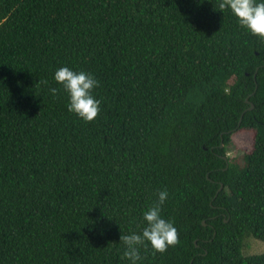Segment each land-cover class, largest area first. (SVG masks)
Returning <instances> with one entry per match:
<instances>
[{"label": "trees", "instance_id": "trees-1", "mask_svg": "<svg viewBox=\"0 0 264 264\" xmlns=\"http://www.w3.org/2000/svg\"><path fill=\"white\" fill-rule=\"evenodd\" d=\"M218 5L0 0V264H128L165 189L179 242L142 264H264L243 252L264 241V39ZM62 66L100 81L91 122Z\"/></svg>", "mask_w": 264, "mask_h": 264}, {"label": "clouds", "instance_id": "clouds-1", "mask_svg": "<svg viewBox=\"0 0 264 264\" xmlns=\"http://www.w3.org/2000/svg\"><path fill=\"white\" fill-rule=\"evenodd\" d=\"M218 9L222 12L228 10L242 28L264 39V0H219ZM53 79L67 94L69 112L85 122L97 117L101 101L93 93L100 81L92 73L62 66L55 70ZM49 91L56 95L58 89L50 88ZM168 196L166 189L159 191L153 204L143 212V227L139 231L121 235L122 258L128 264H142L141 252L145 247H150L154 253L163 254L179 242L174 222L162 215V206Z\"/></svg>", "mask_w": 264, "mask_h": 264}, {"label": "rangeland", "instance_id": "rangeland-1", "mask_svg": "<svg viewBox=\"0 0 264 264\" xmlns=\"http://www.w3.org/2000/svg\"><path fill=\"white\" fill-rule=\"evenodd\" d=\"M233 141L236 144V149L230 151L229 155L233 156L243 151H249L253 146V132L239 131L232 135ZM264 251V241L255 238H248L244 245V253L254 254Z\"/></svg>", "mask_w": 264, "mask_h": 264}, {"label": "water", "instance_id": "water-1", "mask_svg": "<svg viewBox=\"0 0 264 264\" xmlns=\"http://www.w3.org/2000/svg\"><path fill=\"white\" fill-rule=\"evenodd\" d=\"M252 108H253V104H251V106L249 107V109H252ZM203 224H206L205 221H203Z\"/></svg>", "mask_w": 264, "mask_h": 264}]
</instances>
